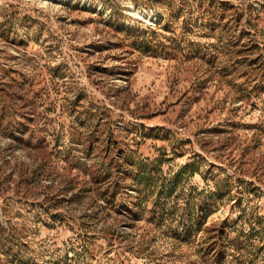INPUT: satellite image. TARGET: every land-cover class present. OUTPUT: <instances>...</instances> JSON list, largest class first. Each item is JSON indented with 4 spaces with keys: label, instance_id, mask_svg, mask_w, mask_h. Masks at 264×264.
I'll list each match as a JSON object with an SVG mask.
<instances>
[{
    "label": "rangeland",
    "instance_id": "rangeland-1",
    "mask_svg": "<svg viewBox=\"0 0 264 264\" xmlns=\"http://www.w3.org/2000/svg\"><path fill=\"white\" fill-rule=\"evenodd\" d=\"M0 264H264V0H0Z\"/></svg>",
    "mask_w": 264,
    "mask_h": 264
},
{
    "label": "trees",
    "instance_id": "trees-1",
    "mask_svg": "<svg viewBox=\"0 0 264 264\" xmlns=\"http://www.w3.org/2000/svg\"><path fill=\"white\" fill-rule=\"evenodd\" d=\"M245 249L246 248H242V250H245ZM253 251H254V248H253V250H250V248H249L248 250H246V254H249L250 253V255H251V254H253Z\"/></svg>",
    "mask_w": 264,
    "mask_h": 264
}]
</instances>
